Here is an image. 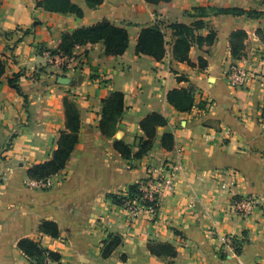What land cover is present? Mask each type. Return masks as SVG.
Wrapping results in <instances>:
<instances>
[{
    "label": "crops",
    "instance_id": "0c3cea01",
    "mask_svg": "<svg viewBox=\"0 0 264 264\" xmlns=\"http://www.w3.org/2000/svg\"><path fill=\"white\" fill-rule=\"evenodd\" d=\"M71 1L83 9V17L47 11L37 0H0V59L6 60L0 77V264H33L19 248L23 239L59 253L61 260L52 264H264V37L257 33L264 30V0H104L96 8L86 0ZM198 7L263 14L205 18L197 34L213 30L217 39L211 46H192L195 66L177 61L172 49L161 61L136 54L143 28L191 25L197 19L190 14ZM102 20L128 30L123 55H107L103 42L78 46L58 70L41 53L43 47L58 50L64 33ZM238 30L248 37L243 56L236 59L230 38ZM166 33L174 42L172 31ZM200 58L208 63L205 69ZM232 65L251 75L245 86L228 83ZM19 71L25 73L20 86L27 99L9 84ZM62 76L71 82L59 83ZM180 76L186 79L179 81ZM189 87L195 107L178 112L167 95ZM114 91L124 93L125 112L112 138L102 134L99 123L103 101ZM66 97L81 113L80 140L50 190L30 188L28 169L50 160L66 128ZM201 99L212 105L200 109ZM153 112L168 124L158 128L147 156L125 160L113 141L124 140L135 153L144 136L140 122ZM164 133L174 135L171 150L162 145ZM173 162L180 164L174 190L161 197L155 215H135L110 198L146 179L150 166ZM247 196L258 198L259 205L244 217L234 202ZM45 220L58 224L59 238L40 232ZM110 234L120 235L122 243L104 258L102 246ZM229 235L242 241L240 252L225 244ZM154 243L172 245L176 257L153 254Z\"/></svg>",
    "mask_w": 264,
    "mask_h": 264
},
{
    "label": "trees",
    "instance_id": "16d2710c",
    "mask_svg": "<svg viewBox=\"0 0 264 264\" xmlns=\"http://www.w3.org/2000/svg\"><path fill=\"white\" fill-rule=\"evenodd\" d=\"M150 4H159L161 2H170L172 0H146ZM87 5L91 8H96L104 2V0H86ZM37 6L43 7L47 11L63 14H75L78 17H83V9L71 0H37ZM194 13L190 16L197 20L191 25L184 23H171L167 27L160 24H155L143 28L138 37L136 45V54L147 55L153 57L157 61H161L167 55V33L165 29H170L174 37L172 45V53L174 58L179 62H187L195 66L189 57L190 50L193 45L199 47L211 46L217 39V33L211 31L207 36L197 34V31L205 26V18L218 15H247L248 17H260L263 12L257 10H245L238 7L234 8H207L198 7L193 9ZM29 33V30L26 31ZM257 33L262 36V30H257ZM248 34L243 30H238L232 33L230 38L232 56L239 59L243 56L246 47L245 40ZM263 37V36H262ZM103 42L105 53L112 56L123 55L130 43L129 32L125 27H120L110 22L102 20L94 25L81 27L72 33H64L58 50L51 51L53 55L59 54L67 58L73 56L76 47L87 44H95ZM45 51L43 47L41 53ZM208 63L205 59H199V67L205 69ZM6 71V60L0 59V77ZM25 75L23 71L14 73L9 78V84L25 99L27 96L23 93L20 86V80ZM184 76L178 77L179 81H183ZM167 100L178 112H190L195 107V92L194 88L173 89L167 95ZM200 109H206L204 102L199 103ZM66 129L61 132L57 141V148L54 151L50 160L33 165L27 171L29 179L35 181L48 180L53 176L63 171L68 161L74 152L76 145L79 142V134L81 130V116L79 108L75 100L66 97L64 99ZM125 112V96L120 91H114L110 96L103 101L102 115L99 123V128L105 136L114 137L118 131V125ZM168 124V119L162 114L153 112L147 115L141 122L140 127L144 132V136L138 141V150L133 152L132 146L124 141L115 140L114 148L126 160L136 158L140 159L149 154L154 147L157 131L159 127H164ZM162 145L165 149L171 150L174 147V135L164 133L161 138ZM141 197L140 182L129 187L125 194H111L110 198L114 203L123 205L126 201H134ZM39 230L41 233L53 238H59L61 235L59 226L54 221H42ZM122 237L118 234H110L104 240L102 246V255L108 258L121 245ZM240 252L242 241H240ZM19 248L28 256L33 264H45L48 260L58 262L61 260V255L44 248L40 241L33 239H23L19 242ZM150 251L162 257L173 259L177 252L175 248L168 243H154L150 245ZM126 256H123V259ZM169 264H172L170 262Z\"/></svg>",
    "mask_w": 264,
    "mask_h": 264
},
{
    "label": "built area",
    "instance_id": "2783aa9c",
    "mask_svg": "<svg viewBox=\"0 0 264 264\" xmlns=\"http://www.w3.org/2000/svg\"><path fill=\"white\" fill-rule=\"evenodd\" d=\"M172 45L173 41L167 39L168 52L172 49ZM43 55L48 58V63L57 67L58 70H62L64 68V63H66L67 57L59 54L53 55L51 51L47 50L43 52ZM250 77L251 75L246 69L237 65L230 66L228 72L226 73V79L233 87L245 86L249 82ZM201 102L206 104V108H209L212 105V101L210 99H201ZM179 170V162L166 163L157 168H150L148 177L140 183L141 197L132 202H127V208L135 215H138L141 212L155 215L158 211L161 197L173 192L175 178ZM258 205L259 199L254 196L236 199L234 202L236 210L244 217L250 216ZM224 241L228 247L238 252L240 248V240L229 235L225 236ZM52 263L53 262L48 260L45 264Z\"/></svg>",
    "mask_w": 264,
    "mask_h": 264
},
{
    "label": "rangeland",
    "instance_id": "374dc122",
    "mask_svg": "<svg viewBox=\"0 0 264 264\" xmlns=\"http://www.w3.org/2000/svg\"><path fill=\"white\" fill-rule=\"evenodd\" d=\"M262 36L264 37V30H262ZM261 36V37H262ZM72 100H74V99H72ZM77 104V103H76ZM65 113V112H64ZM80 116H81V113H80ZM65 119H66V117H65ZM81 125H82V123H81ZM66 129V128H65ZM64 129V130H65ZM64 130H62V131H64ZM118 130V129H117ZM61 131V132H62ZM61 132H60V134H61ZM104 135V134H103ZM59 137H60V135H59ZM59 137H58V139H59ZM113 138V137H112ZM140 139V138H139ZM79 140H80V134H79ZM115 140H117V139H115ZM115 140L113 141V144L115 143ZM58 141V140H57ZM121 141H124V140H122L121 139ZM125 142V141H124ZM56 150V149H55ZM54 150V151H55ZM54 151H53V153H54ZM152 151V150H151ZM137 152V151H136ZM53 155V154H52ZM122 156V155H121ZM52 157V156H51ZM122 158H124V157H122ZM51 159V158H50ZM125 159V158H124ZM126 160V159H125ZM127 165H128V167H131V163H127ZM150 168H153L152 166H150L148 169H150ZM156 168V167H155ZM60 173H62V171L60 172ZM60 173H58V174H60ZM57 174V175H58ZM149 175V174H148ZM3 176V175H2ZM2 176H0V177H2ZM56 176V175H55ZM55 176H53V177H55ZM53 177L52 178H50V179H48V180H41V181H35V180H31V179H29L28 180V185H29V187L30 188H34V189H39V190H43V191H48V190H50L52 187H53ZM145 179H143V180H141L140 181V183L142 182V181H144ZM0 182H2V180H0ZM127 202H129V201H126V202H124V206H126V208H127V206L128 205H126V203Z\"/></svg>",
    "mask_w": 264,
    "mask_h": 264
},
{
    "label": "water",
    "instance_id": "95a60500",
    "mask_svg": "<svg viewBox=\"0 0 264 264\" xmlns=\"http://www.w3.org/2000/svg\"><path fill=\"white\" fill-rule=\"evenodd\" d=\"M58 82L61 83V84H68V83L71 82V80L69 78H67V77H63L62 76V77H59Z\"/></svg>",
    "mask_w": 264,
    "mask_h": 264
}]
</instances>
